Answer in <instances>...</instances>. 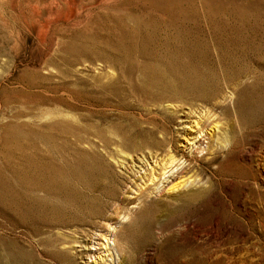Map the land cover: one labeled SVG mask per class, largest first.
Instances as JSON below:
<instances>
[{"label": "rangeland", "instance_id": "1", "mask_svg": "<svg viewBox=\"0 0 264 264\" xmlns=\"http://www.w3.org/2000/svg\"><path fill=\"white\" fill-rule=\"evenodd\" d=\"M168 96L231 149H188ZM166 148L190 178L138 195ZM126 208L112 264H264V0H0V264H90L73 241Z\"/></svg>", "mask_w": 264, "mask_h": 264}, {"label": "bare ground", "instance_id": "2", "mask_svg": "<svg viewBox=\"0 0 264 264\" xmlns=\"http://www.w3.org/2000/svg\"><path fill=\"white\" fill-rule=\"evenodd\" d=\"M144 86H145V84H144ZM147 86L149 87L150 85H147ZM168 86H171V85H168ZM153 89H155V88H153ZM171 89H172V86L170 87V91H171ZM152 90L150 89V91H152ZM160 90H161V88H160ZM177 91H176V93H177ZM164 92H166V91H164ZM162 93H163V90H162ZM166 93H168V92H166ZM180 93H181V91H180ZM212 95H214V94H212ZM225 95L223 96V98L225 97ZM159 96H160V94H159ZM165 96H166V94H165ZM200 96H201V94H200ZM228 96H229V94H228ZM184 97H187V96H184ZM207 97H208V95H207ZM207 97H205V99ZM155 98H156V96H155ZM155 98H154V100H155ZM157 99H156V101H157ZM185 99H187V98H185ZM198 99H200V98H198ZM208 99H209V97H208ZM200 100H202V99H200ZM203 100H204V98H203ZM223 101H222V103H223ZM152 102H153V100H152ZM164 102L165 103H169V105H171L173 107V110L175 109V112L177 114H179L180 116H182V118L185 119V121H182V122H185V127H183L182 129L184 130V132H186V137L184 138V142L186 143V146L188 145L187 146L188 149H189L190 146H193L195 148V150H194L195 153L200 154V153H202L204 151V153L208 155V154H211V153H214V152L218 151L222 147H224V148L228 147L229 148L230 146L232 147L234 145V136L226 133V130L224 128L223 123L218 118L219 116H217L218 114H216V113L212 112L211 110H209L210 108L206 107L205 104H204L205 106H203V105H201L202 104L201 102H200L201 104L188 103L187 107H183L186 102L184 103V101H182L181 98H177V97H174V96H168V97H165V98H161L158 101V104H161V103H164ZM218 102H220V101H218ZM214 104H215V102H214ZM230 105H231V103H230ZM212 106L215 107L216 105H212ZM183 108L185 110H183ZM225 110H228V109H225ZM235 114L237 115V112ZM234 123L236 125V120L235 119H234ZM236 132L237 131L235 130V133ZM201 139H203V141L206 140L205 145L203 144L204 143L203 141H200ZM115 143H117V142H115ZM180 146H182V144H180ZM186 146H184V147H186ZM231 147H230V149H231ZM118 148H119V146H118ZM169 148H171V147H169ZM139 149H140V147H139ZM144 149H145V147H144ZM161 153H163V155H162V158L159 159V160H157V158L160 157V156H158V157H156L154 155L152 156L153 166H151L150 168L144 170L143 174L136 179L137 182L136 181L133 182V185H132L133 188L132 187L131 188L134 189L135 191H138L139 192L138 195L140 193H144V191L151 193V192H156V191L162 190L161 189V187H162L161 185H163V181H166L167 179L171 178L174 174L176 176H179V178H184V179L190 178L191 174L188 175V173L190 172V167H188V165H187L189 163V159L185 155L180 154V156H178L177 153L175 155V152L172 149L169 150L168 148H166V150L161 152ZM110 155H112V154H110ZM185 163H187V164H185ZM147 167H149V166H147ZM165 175H166V177H164ZM127 180H128V178H127ZM185 181L186 180H184V182ZM179 183H177V184H179ZM125 185H127V183H125ZM131 190H129V192H131ZM132 192H134V191H132ZM135 193H137V192H135ZM196 195H198L197 192H193V193L187 194L188 197H195ZM144 198H145V196L142 199H144ZM142 199L139 196H135V200H133L132 203L134 204L136 201L141 202ZM123 210L124 211H122L120 213L118 212V213L110 214V216L108 214V217H104L101 221H99V223L97 222L98 224L93 229H89V230H86V231L82 230V232H80L81 241L77 242L76 239H75V241H73L74 243H77V244L79 243L80 244V247L82 249L81 253L83 255H85L86 258L91 259L90 264H112L114 258L115 257H119V255H121L120 247L123 246V245H122V243L119 244L118 239H117V224L119 223V221L121 219H126L128 217V215H129V212H130V209H128V208L123 209ZM101 215L102 214H100L99 216H101ZM92 223H91V225H92ZM85 228H83V229H85ZM86 243H89V246L86 245ZM115 262H116V260H115Z\"/></svg>", "mask_w": 264, "mask_h": 264}]
</instances>
